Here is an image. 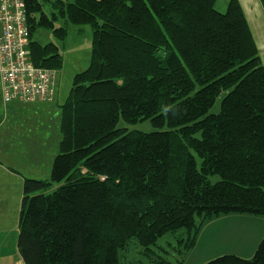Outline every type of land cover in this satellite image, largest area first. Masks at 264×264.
Returning <instances> with one entry per match:
<instances>
[{
    "label": "trees",
    "instance_id": "1",
    "mask_svg": "<svg viewBox=\"0 0 264 264\" xmlns=\"http://www.w3.org/2000/svg\"><path fill=\"white\" fill-rule=\"evenodd\" d=\"M24 1L37 67L63 62L38 28L61 42L69 25L93 33L91 63L60 106L50 179L24 182L25 264H120L130 240L151 252L168 233L181 258L156 264H183L208 220L264 218V66L239 0L225 13L216 0H47L49 14ZM146 120L157 130L118 127ZM205 264H264V238L250 259Z\"/></svg>",
    "mask_w": 264,
    "mask_h": 264
},
{
    "label": "rangeland",
    "instance_id": "2",
    "mask_svg": "<svg viewBox=\"0 0 264 264\" xmlns=\"http://www.w3.org/2000/svg\"><path fill=\"white\" fill-rule=\"evenodd\" d=\"M66 2H73V0H64ZM230 0H216L215 8L225 13ZM250 7L253 9L250 11L244 3L248 19L251 23V31L256 42L260 58L264 66V9L259 0H247ZM44 4V11L50 13V7L47 0H42ZM58 27L62 24L57 23ZM34 40L45 45L48 43H55L60 47L62 54V67L58 70V78L56 80L57 96H55V102H46L50 105L47 109L39 111L26 110L27 106L18 103L16 105L19 109H23V113H15L17 141L15 145H11V150H3L6 156L0 155V169L3 170L6 167L16 170L20 175L17 178L16 193L0 191V201H5V194L11 196V201L14 197L16 203L20 206L23 198V189L21 187L22 177L29 179H37L35 176L42 175V180L50 179V173L54 158L59 153V141H60V106L67 99L69 92L72 88L73 79L76 74L86 70L92 58V46H93V33L92 28L89 25L74 26L69 25L68 36L64 42L59 41L47 28H38L34 34ZM47 106V104H45ZM220 108V102H218L212 109L213 113H217ZM118 127H126L128 130H139L143 132H153L157 130L154 128L149 120L138 123L136 125H127L123 121H120ZM14 146H16L14 148ZM4 148V145H2ZM198 164H201V160L197 158ZM6 166V167H5ZM23 175V176H22ZM47 176V177H46ZM3 176L0 177L3 180ZM218 179L217 177L215 178ZM19 212V211H18ZM1 216L7 217L8 221L13 222L14 209L11 206L9 209H0ZM5 213V214H3ZM213 221L210 226H202L205 233L202 234V240L197 242V245L189 252L186 264H205L215 258L232 254L236 249L246 247L244 243L239 239L233 237L224 239L221 236L223 230L230 231L233 227L227 222L229 218L217 221ZM263 218V217H261ZM210 222V220H208ZM2 233L12 228L10 223H2ZM202 230V229H201ZM201 232V231H200ZM178 233H168L159 238L156 245L151 247V252H146L142 249L136 239L129 241L125 249L120 251V264H156V260L162 257L170 262H175L181 258L179 249L183 248V243H178ZM200 236V233L199 235ZM257 236H255L256 238ZM211 242V243H210ZM199 243V244H198ZM258 248V247H257ZM190 253H192L190 255ZM236 255V254H232ZM3 256V253H2ZM238 256V255H236ZM240 257V256H239ZM2 259V258H1ZM3 263V261H2Z\"/></svg>",
    "mask_w": 264,
    "mask_h": 264
},
{
    "label": "crops",
    "instance_id": "3",
    "mask_svg": "<svg viewBox=\"0 0 264 264\" xmlns=\"http://www.w3.org/2000/svg\"><path fill=\"white\" fill-rule=\"evenodd\" d=\"M255 1V0H254ZM260 1V0H259ZM241 3L243 10L245 12L246 18L248 20V23L251 27V23L248 19L245 4L247 3L248 6H246L250 11L253 9L250 7L249 2L247 0H239ZM261 3V2H260ZM58 78V75H57ZM57 84V83H56ZM57 90H56V96H57ZM55 102V100H53ZM52 101V103H54ZM65 102V101H64ZM16 101L5 104L2 98V91H1V82H0V155L3 157L8 155V153L4 154L2 151L7 150L10 151L11 145H15L17 138V130H16V122L15 118L13 119V115L15 113H23V109L18 108V104H15ZM20 103V102H18ZM24 106H27L26 110H32V111H39L43 109H47L50 105L48 103L43 101H37L34 103H20ZM47 104V106L45 105ZM4 145V148L2 147ZM16 146H14L15 148ZM6 167V166H5ZM18 175H20L16 170L11 169L9 167H6L5 169H0V177H4L3 180L0 181V191L4 192H14L16 193L17 188V178ZM23 176V175H22ZM42 175L39 174V176H35V178L41 179ZM47 177V176H46ZM27 178L22 177V184L21 187L24 189V182ZM6 197L5 201H0V209H9L11 206L14 209V219L13 222L8 221L7 217L4 218L1 216L0 213V264H25L18 249V235H19V220H20V214L22 209V201L20 203V206L16 203V198L14 197L13 201H11V196L7 194L4 195ZM23 199V198H22ZM19 211V212H18ZM5 214V213H3ZM217 221L221 220L223 217H226L224 219L229 218L227 221L231 227L234 225L236 228H232L230 231L223 230L222 234H220L218 237H222L224 239L230 240V238H237L240 242L244 243V246L239 249H236L235 252H232V254H236L242 258L250 259L254 256L257 247L259 246L260 242L264 238V218L253 216V215H247V214H230V215H222L219 216ZM216 217L211 219L210 222H205L204 226L207 227L213 224L212 222H215ZM10 223V226L12 227L8 233L4 232L2 233V223ZM206 229L201 230L200 236H198L197 242H200L202 240V234L205 233ZM255 236H257L255 238ZM196 242V245H197ZM211 243V242H210ZM199 244V243H198ZM195 245V246H196ZM194 246V247H195ZM3 253V256H2ZM189 254V253H188ZM188 254L186 255V258L184 259V263L186 264V261L188 259ZM192 253H190L191 255ZM2 258V259H1ZM3 261V263H2Z\"/></svg>",
    "mask_w": 264,
    "mask_h": 264
},
{
    "label": "built area",
    "instance_id": "4",
    "mask_svg": "<svg viewBox=\"0 0 264 264\" xmlns=\"http://www.w3.org/2000/svg\"><path fill=\"white\" fill-rule=\"evenodd\" d=\"M24 0H0V82L5 104L52 102L57 70L37 67L30 56Z\"/></svg>",
    "mask_w": 264,
    "mask_h": 264
}]
</instances>
